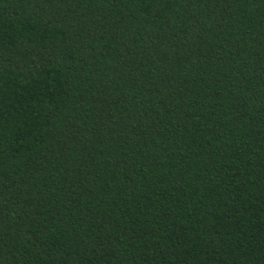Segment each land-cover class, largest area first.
<instances>
[{"label":"trees","instance_id":"16d2710c","mask_svg":"<svg viewBox=\"0 0 264 264\" xmlns=\"http://www.w3.org/2000/svg\"><path fill=\"white\" fill-rule=\"evenodd\" d=\"M0 264H264V0H0Z\"/></svg>","mask_w":264,"mask_h":264}]
</instances>
